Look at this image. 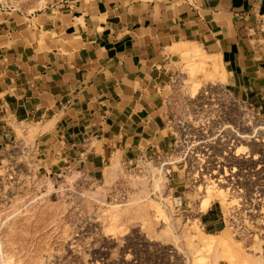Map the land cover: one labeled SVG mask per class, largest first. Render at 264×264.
Instances as JSON below:
<instances>
[{"label":"crops","instance_id":"crops-1","mask_svg":"<svg viewBox=\"0 0 264 264\" xmlns=\"http://www.w3.org/2000/svg\"><path fill=\"white\" fill-rule=\"evenodd\" d=\"M259 26L264 0H48L37 12L0 10V128L31 125L38 154L78 158L103 176L115 159L165 152L184 44L215 57L223 86L263 109L264 39L250 37ZM202 221L215 230L221 222L212 206Z\"/></svg>","mask_w":264,"mask_h":264},{"label":"rangeland","instance_id":"rangeland-1","mask_svg":"<svg viewBox=\"0 0 264 264\" xmlns=\"http://www.w3.org/2000/svg\"><path fill=\"white\" fill-rule=\"evenodd\" d=\"M47 3L0 0V10L32 13ZM250 31L264 39V26ZM218 70L215 57L184 51L168 101L172 144L133 161L115 159L104 176L78 158L38 154L31 125L0 128L8 133L0 138V264H264L259 221L247 239L234 237L222 222L216 230L203 223L210 206L219 213L220 202L225 209L223 191L199 210L209 180L192 170L196 98L207 84L224 88ZM260 111L264 121V103ZM209 240L208 247L198 244Z\"/></svg>","mask_w":264,"mask_h":264},{"label":"built area","instance_id":"built-area-1","mask_svg":"<svg viewBox=\"0 0 264 264\" xmlns=\"http://www.w3.org/2000/svg\"><path fill=\"white\" fill-rule=\"evenodd\" d=\"M215 86H203L196 98L192 170L223 191L219 219L234 237L247 239L256 235L258 221L264 230V121L261 109Z\"/></svg>","mask_w":264,"mask_h":264},{"label":"bare ground","instance_id":"bare-ground-1","mask_svg":"<svg viewBox=\"0 0 264 264\" xmlns=\"http://www.w3.org/2000/svg\"><path fill=\"white\" fill-rule=\"evenodd\" d=\"M184 49H185V51H188V48L186 47V44H184L183 46H182ZM178 49V48H177ZM180 50V49H179ZM193 55V54H192ZM202 62V61H201ZM201 66H203V64H201ZM196 94V93H195ZM208 183H209V181H208ZM208 183L206 184V185H204V186H202V190H204L205 191V193H206V198L205 199H203L201 202H200V211H204L208 206H209V204H210V202L214 199V198H216L217 196H221L222 195V191L221 190H219V189H213V186L212 185H208ZM196 189H198V190H200V185H198L197 186V188ZM212 241H198V244L200 245V246H206V247H208L209 245H210V243H211Z\"/></svg>","mask_w":264,"mask_h":264}]
</instances>
